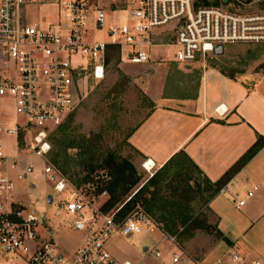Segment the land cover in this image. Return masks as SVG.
Returning a JSON list of instances; mask_svg holds the SVG:
<instances>
[{"label": "built area", "instance_id": "obj_1", "mask_svg": "<svg viewBox=\"0 0 264 264\" xmlns=\"http://www.w3.org/2000/svg\"><path fill=\"white\" fill-rule=\"evenodd\" d=\"M196 0H112V11L122 16L107 23L108 16L94 0H0V105L11 101L15 115L12 125H5L0 114V258L1 264H133L118 260L107 248L108 240L118 233L152 234L159 230L141 209H135L122 220L115 211L102 212L93 207L84 195L68 189L63 201L57 199L69 185L51 164L45 162L50 150L49 135L61 125L81 102L80 79L88 73L96 79L105 74L108 45L120 47L121 59L130 64L147 63L156 47H175L170 54L175 62H193L198 57L215 56L216 45L234 42L264 41V7L242 12L239 3L220 0L219 5L194 6ZM264 0H255V2ZM41 6L54 9L55 18L43 22L33 16ZM105 31L107 39H90L91 31ZM161 31H170L165 41ZM163 48V49H164ZM4 135H13L18 151L24 146L29 154L41 158L42 174L53 182L51 203L70 227L84 234L77 248L66 254L51 239L46 214L37 210L33 200L18 198L16 180H26L32 165L21 166L18 154H9L2 143ZM143 168L152 175L151 168ZM110 176L103 172L94 181L98 192ZM34 183L32 181L30 184ZM92 182V184L94 185ZM35 184V183H34ZM36 186V184H35ZM95 188H92L95 190ZM257 190L253 185L244 196L235 194L237 208ZM49 194V193H48ZM99 203V199L95 204ZM46 231L45 234L42 231ZM146 251L158 260L162 253L158 244L173 245L175 236L164 235ZM170 264H199L180 249L170 254ZM212 264H259L246 260L235 250Z\"/></svg>", "mask_w": 264, "mask_h": 264}, {"label": "rangeland", "instance_id": "obj_2", "mask_svg": "<svg viewBox=\"0 0 264 264\" xmlns=\"http://www.w3.org/2000/svg\"><path fill=\"white\" fill-rule=\"evenodd\" d=\"M102 6L108 16L107 23H111L112 16L116 22L122 15L117 11H112L111 5L114 6L112 0H94ZM239 10L257 11L260 10L255 0H251L249 4L239 3ZM54 9L50 6H41L39 12L33 9V16L43 19V22L53 20L55 18ZM170 34V31H161L160 39L165 41ZM90 39L102 40L108 37L105 31H91ZM156 47L153 50L152 56L147 63L144 64H130L124 60H120L115 66L111 62L105 67L104 77L96 79L90 74L82 75L80 79L81 88V104L73 116L74 124L77 125L78 133L84 134L88 132H99L102 138L103 147L106 150H117L124 157L130 159L142 173V179L150 177V173L141 166V159L137 152L129 145L127 136L130 131L148 114L150 108L154 105L153 99L157 94H171L175 91H182L183 94L188 95L194 90L199 76V66L216 65L226 73L231 75H240L249 72H262L264 71V41L258 42H234L224 45L225 51L219 56H206L198 57L193 62H175L171 59L170 54L175 50V47ZM117 67L119 70L115 68ZM102 80V81H101ZM114 88V89H113ZM112 90L110 96L98 105L99 94L104 91ZM1 119L5 125L14 124L19 117L15 115L12 108L11 101L4 100L0 105ZM2 143L5 151L9 154H18L21 158V166L24 164L32 165L33 172L26 180H16V188L18 191V198L25 202L26 200H35L37 210L46 214L48 218L49 227L52 223L59 219L55 217L54 211L56 207L54 204H46L45 199L48 193H53V182L47 179L42 174L43 162L41 158L36 155L29 154L24 146L20 150L16 148V139L13 135H4ZM53 148V147H52ZM53 149L49 150L52 151ZM75 150H70L69 153L73 154ZM45 155V162H48L49 154ZM176 162L170 165L171 171H175ZM186 171L193 176L191 183L194 179L199 183L200 188L195 192L190 206L196 218L203 220L210 226V232L206 230L196 229L191 237H176L174 238L173 245L166 241L158 244V248L162 253L160 260L154 258L153 253L143 249L146 246H152L161 237L159 230H155L151 235L149 234H132L122 236L115 233L112 237V250L116 256L127 257L133 264H170V254L176 249H180L192 256H205L208 249H210L219 236L216 227V217L208 209L207 202L211 191L207 187V182L204 177L195 168L185 165ZM107 172L104 169H96L90 175V181L82 183L79 186L73 185L69 180V185L66 190L59 195V201L64 200L66 191L68 189H75L82 193L93 207L102 204L107 197L98 196L96 193L94 181L100 174ZM155 171L151 172L152 174ZM85 174L80 171V176ZM32 181L36 184L35 188H29V182ZM94 183V185L92 184ZM92 188H95L93 190ZM241 195V192H237ZM244 196V195H242ZM99 199V203L95 204ZM219 201L226 209L222 216V225L225 227L233 228L235 219L241 218V209H236L232 202V195L228 191L222 194ZM141 209V208H140ZM66 218L63 214L62 219ZM219 221V217L217 218ZM158 227V226H157ZM45 234L46 231H42ZM235 237L241 235L238 231H233ZM164 235H168L164 233ZM171 236V235H169ZM57 244V236L52 238ZM111 250V251H112ZM112 251V252H113ZM144 256L147 258L144 259ZM2 258H0V264ZM19 264H24L18 260Z\"/></svg>", "mask_w": 264, "mask_h": 264}, {"label": "crops", "instance_id": "obj_3", "mask_svg": "<svg viewBox=\"0 0 264 264\" xmlns=\"http://www.w3.org/2000/svg\"><path fill=\"white\" fill-rule=\"evenodd\" d=\"M199 68L194 90L188 95L181 90L157 94L154 105L130 132L127 141L139 155L141 166L146 161L149 162L147 166L153 164L152 172L181 151L199 168L201 175L213 183L258 139H264V71L231 75L216 65ZM253 185L257 190L246 199L241 218L235 219L233 228L223 226L222 216L226 209L219 201L221 195L228 191L235 205L234 195H245ZM207 206L216 217L217 230L228 241L218 239L205 256L194 259L199 264H212L217 258L225 257L228 250H235L248 261L264 264V143L209 198ZM62 217L63 214L52 223L50 232L51 237L57 236L61 251L68 254L80 245L84 234L64 223ZM233 231L241 236L235 237ZM107 248L118 260H128L116 256L111 249V238Z\"/></svg>", "mask_w": 264, "mask_h": 264}, {"label": "trees", "instance_id": "obj_4", "mask_svg": "<svg viewBox=\"0 0 264 264\" xmlns=\"http://www.w3.org/2000/svg\"><path fill=\"white\" fill-rule=\"evenodd\" d=\"M229 1L231 0L226 2ZM232 1L239 3L236 0ZM219 2L220 0H196L194 6L219 5ZM256 4L258 7H264V1H258ZM120 60V47L108 45L105 67L111 62L115 66ZM111 92L112 90H109L99 94L97 107H100ZM77 109L49 135L50 150H53L48 151L50 155L47 160L61 176L73 185L79 186L89 182L91 173L96 169L106 170L110 178L101 183L98 192L106 190L108 197L100 206V210L102 212L116 210L115 218L118 221L131 211L141 208L158 228L168 235L191 237L196 229L210 232V226L196 218L190 206L200 185L195 179L191 183L193 176L185 172V165L201 172L185 153L177 152L150 177L142 179V173L130 159L122 156L117 150H106L103 147L99 132L78 133L73 119ZM263 143L264 139H258L248 152L217 181L212 183L204 177L211 191L209 198L230 180L232 175L255 154ZM70 150H75V152L70 154ZM174 162L177 165H175V171L172 172L170 165ZM80 171H84L85 174L80 176ZM217 233L218 238L228 241L219 230Z\"/></svg>", "mask_w": 264, "mask_h": 264}, {"label": "water", "instance_id": "obj_5", "mask_svg": "<svg viewBox=\"0 0 264 264\" xmlns=\"http://www.w3.org/2000/svg\"><path fill=\"white\" fill-rule=\"evenodd\" d=\"M223 49H224L223 45L219 44V45H216L214 47L213 52L216 55H221L223 53ZM30 188H35V184L31 183ZM51 201H52V195L49 193V194H47V202L51 203ZM146 249H147V247L144 248V250H146Z\"/></svg>", "mask_w": 264, "mask_h": 264}, {"label": "bare ground", "instance_id": "obj_6", "mask_svg": "<svg viewBox=\"0 0 264 264\" xmlns=\"http://www.w3.org/2000/svg\"><path fill=\"white\" fill-rule=\"evenodd\" d=\"M148 163H149V162H148ZM148 163H146V168L150 169V168H151V165H153V164H149V166H147ZM140 234H142V233H140ZM143 234H144V233H143Z\"/></svg>", "mask_w": 264, "mask_h": 264}]
</instances>
